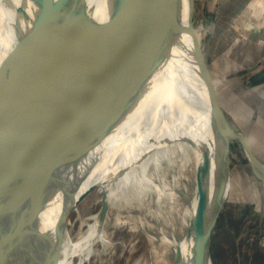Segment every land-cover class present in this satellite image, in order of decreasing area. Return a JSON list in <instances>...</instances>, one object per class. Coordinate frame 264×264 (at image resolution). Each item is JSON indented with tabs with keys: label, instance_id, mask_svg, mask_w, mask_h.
I'll list each match as a JSON object with an SVG mask.
<instances>
[{
	"label": "water",
	"instance_id": "1",
	"mask_svg": "<svg viewBox=\"0 0 264 264\" xmlns=\"http://www.w3.org/2000/svg\"><path fill=\"white\" fill-rule=\"evenodd\" d=\"M5 1L16 14L32 19L33 27L28 30L32 53L25 59L29 64L21 89L7 80L13 124L10 142L0 144V264H30L38 252L48 253L53 239L35 230L36 218L57 191L68 200L56 227V242L61 239L71 211L105 184L91 185L76 195L75 186L87 175L76 169L69 177L68 170L141 110L157 89L150 79L174 59L191 63L195 73L184 100L175 101L177 109L173 105L165 110L180 114L201 79L225 139L219 170L225 193L208 223L204 213L195 227L200 245L194 248V257L205 255L212 264V228L231 189V144L240 141L261 181L264 176H258L255 167L264 173V164L216 98L204 59L206 46L200 47L193 24L194 0H110V15L102 20L89 15L85 0H61L49 7H42L39 0L17 5ZM253 80H264V71ZM67 132L69 142L63 145ZM105 209L106 205L101 215ZM37 240L45 246L33 252ZM182 263L177 250L171 264Z\"/></svg>",
	"mask_w": 264,
	"mask_h": 264
},
{
	"label": "bare ground",
	"instance_id": "2",
	"mask_svg": "<svg viewBox=\"0 0 264 264\" xmlns=\"http://www.w3.org/2000/svg\"><path fill=\"white\" fill-rule=\"evenodd\" d=\"M60 1L39 0L38 3L49 7ZM14 2L26 4L23 0ZM85 2L93 19L102 20L110 15V0ZM32 27V19L16 14L5 0H0V144L10 142L13 124L9 113L13 96L7 80L12 76L21 78L28 70L29 63L25 59L32 53L28 35ZM158 71L150 79L157 84L156 92L141 110L119 125L116 133L97 147L98 152L95 148L67 174L70 177L76 169H81L78 173L87 175L85 181L75 186L76 195L104 182L103 201L116 211L117 220L128 215L131 220L127 223L131 228L138 222L151 241L160 242L152 250L156 261L163 262L179 250L182 264H210L205 255L196 259L194 248L200 245L196 229L199 220L206 213L208 223L224 192L225 183L219 175L224 147L222 128L216 123L201 79L197 91L180 108V114L165 110L173 105L177 109L175 101L184 100V90L188 92L195 73L191 63L174 59ZM68 134L62 135L63 145L69 142ZM99 153L100 158H96ZM255 169L258 176H264L257 167ZM110 181L113 185L117 183L116 187L110 189ZM64 196L62 191L49 196L37 216L35 230L51 236L53 246L45 256L38 252L37 259L30 264H74L75 257H79L77 264H84L93 256L97 242L104 246L109 243L102 233L105 215L101 214L96 215L86 234L75 242L69 238L66 226L56 242L57 223L68 205ZM134 210L139 213L134 214ZM25 217L32 218L28 212ZM43 246L44 242L37 240L31 248L34 252Z\"/></svg>",
	"mask_w": 264,
	"mask_h": 264
},
{
	"label": "rangeland",
	"instance_id": "3",
	"mask_svg": "<svg viewBox=\"0 0 264 264\" xmlns=\"http://www.w3.org/2000/svg\"><path fill=\"white\" fill-rule=\"evenodd\" d=\"M242 1L244 0H194L193 24L198 42L200 47L206 46L204 59L210 74L217 81L215 86L219 92V101L234 121L239 117L237 102L230 101L226 97L229 94L226 91L228 84H226L227 79H223L222 76L229 71H237L239 66L247 63L245 46L232 35L234 32L233 28L230 30V24L233 21L230 20V15L228 16L229 13L237 12L242 8L240 7ZM214 13L217 20L214 21V26L208 27V22H211L212 18L209 16ZM214 27L215 32L211 35L210 32ZM16 79L13 76L10 81L13 86L17 85V88L21 89L24 78L22 76L18 82ZM223 141H225L224 137ZM96 151L98 152L97 148ZM96 156L100 158V153ZM229 166L231 189L228 200L224 203L212 228L211 262L212 264H264V180H259L253 173L247 153L238 140L231 144ZM112 183L113 181L109 182L110 189L117 184ZM224 193L225 187L222 197ZM104 207L101 188L95 189L83 198L68 217L66 230L69 238L75 242L84 236L89 225L93 224L96 215H99ZM105 210L102 233L109 243L104 246L102 242H97L93 247V256L84 264L172 262L173 254L163 262L156 261L152 250L154 246H159L160 242L151 241L148 232L142 229L138 222L131 228L127 223L131 217L123 215L122 219L117 220L115 210L107 206ZM136 212L134 214L139 213ZM73 262L77 264L79 257H75Z\"/></svg>",
	"mask_w": 264,
	"mask_h": 264
},
{
	"label": "crops",
	"instance_id": "4",
	"mask_svg": "<svg viewBox=\"0 0 264 264\" xmlns=\"http://www.w3.org/2000/svg\"><path fill=\"white\" fill-rule=\"evenodd\" d=\"M242 2L240 6L242 10L228 12V16L230 15V20L233 21L230 22V30L233 28L234 32L232 35L245 46L247 63L239 66L237 71H229L222 78L227 79L226 91L229 94L226 97L230 101L237 102L239 117L235 122L247 136L254 154L264 164V80H253L264 71V0ZM209 18L211 22H208V27L214 26L213 23L217 20L216 13ZM214 32L215 27L210 34L213 35ZM210 77L215 87L216 98L223 107L215 86L217 81L211 74Z\"/></svg>",
	"mask_w": 264,
	"mask_h": 264
}]
</instances>
